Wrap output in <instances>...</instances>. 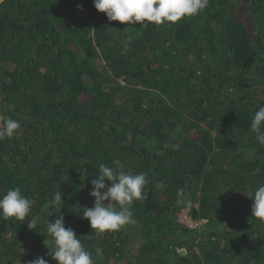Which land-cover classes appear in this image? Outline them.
<instances>
[{
	"label": "trees",
	"instance_id": "obj_1",
	"mask_svg": "<svg viewBox=\"0 0 264 264\" xmlns=\"http://www.w3.org/2000/svg\"><path fill=\"white\" fill-rule=\"evenodd\" d=\"M260 106L264 0H209L144 28L93 0H0V117L21 123L0 140V196L18 187L32 204L25 221L0 220V264H57L47 222L60 215L95 264H264L250 195L264 186ZM117 159L146 174V199L135 224L91 234V180ZM186 208L200 227L179 222Z\"/></svg>",
	"mask_w": 264,
	"mask_h": 264
},
{
	"label": "clouds",
	"instance_id": "obj_2",
	"mask_svg": "<svg viewBox=\"0 0 264 264\" xmlns=\"http://www.w3.org/2000/svg\"><path fill=\"white\" fill-rule=\"evenodd\" d=\"M208 3L209 0H93L95 10L105 14L109 21L129 25L139 24L140 28L169 23L175 25L185 18L199 14L208 7ZM0 119L3 121L0 124V140L12 139L19 134L21 123L18 120L8 117H0ZM250 129L255 133L257 142L264 145V106H260L254 113ZM113 165L110 167L101 163L97 178L91 180L92 190L89 195L94 199V205L83 212V218L89 222L92 230L91 234L117 232L127 225L135 224L131 205L134 201L146 199L144 193V187L148 182L146 174L125 172L119 159L114 160ZM106 181L110 184H106ZM250 195L254 197L251 215L264 223V186L258 187ZM53 202L62 205L61 191L54 194ZM178 203L191 206L190 202L184 200ZM31 208V201L21 194V189L18 187L8 189L0 196V220L7 221L14 218L25 221ZM185 210L189 212V208ZM36 225L37 218L32 217L28 223L29 230H33ZM47 233L51 236L54 245L48 255L57 264H95L92 254L85 249L73 229L65 227L62 215L53 222L48 220ZM96 252L99 256L103 255L99 248ZM29 264H49V262L41 256L29 261Z\"/></svg>",
	"mask_w": 264,
	"mask_h": 264
},
{
	"label": "rangeland",
	"instance_id": "obj_3",
	"mask_svg": "<svg viewBox=\"0 0 264 264\" xmlns=\"http://www.w3.org/2000/svg\"><path fill=\"white\" fill-rule=\"evenodd\" d=\"M185 211L180 214L179 222L184 223L191 228L200 227L202 225L203 222L192 221L190 219L189 212H187V210H185Z\"/></svg>",
	"mask_w": 264,
	"mask_h": 264
}]
</instances>
